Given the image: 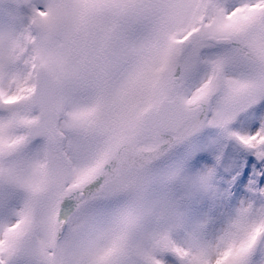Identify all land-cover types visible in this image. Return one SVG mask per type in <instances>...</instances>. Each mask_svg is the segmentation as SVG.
Listing matches in <instances>:
<instances>
[{
    "label": "snow or ice",
    "instance_id": "snow-or-ice-1",
    "mask_svg": "<svg viewBox=\"0 0 264 264\" xmlns=\"http://www.w3.org/2000/svg\"><path fill=\"white\" fill-rule=\"evenodd\" d=\"M0 264H264V0H0Z\"/></svg>",
    "mask_w": 264,
    "mask_h": 264
}]
</instances>
